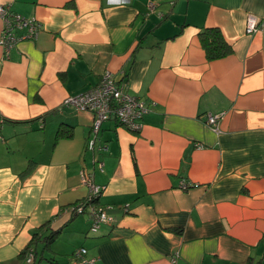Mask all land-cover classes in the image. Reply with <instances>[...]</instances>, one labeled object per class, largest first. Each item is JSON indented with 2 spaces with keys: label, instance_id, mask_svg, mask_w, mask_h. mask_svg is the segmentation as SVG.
Segmentation results:
<instances>
[{
  "label": "crops",
  "instance_id": "obj_1",
  "mask_svg": "<svg viewBox=\"0 0 264 264\" xmlns=\"http://www.w3.org/2000/svg\"><path fill=\"white\" fill-rule=\"evenodd\" d=\"M0 4L39 23L8 57L0 46V264H74L78 247L93 264H264V0ZM209 27L227 56L207 60ZM105 72L148 111L138 132L110 116L91 149L93 114L63 100ZM81 172L105 186L95 202L114 226L65 210L88 194ZM54 231L28 260L34 234Z\"/></svg>",
  "mask_w": 264,
  "mask_h": 264
},
{
  "label": "built area",
  "instance_id": "obj_2",
  "mask_svg": "<svg viewBox=\"0 0 264 264\" xmlns=\"http://www.w3.org/2000/svg\"><path fill=\"white\" fill-rule=\"evenodd\" d=\"M0 19L3 26L0 32V46L8 57L10 49L22 40L36 38L39 30V23L33 17H25L21 14L11 12L8 5L0 4ZM260 27V19L249 13L246 18L245 32L252 33ZM63 105L73 106L77 110L89 111L93 114L92 131L93 138L89 140L88 147L93 148L94 138L103 121L113 116L116 121L126 127L129 131L138 132L142 127V118L148 111L143 101L137 96L129 94L124 84H116L111 74L105 72L100 82L90 90L68 96L63 100ZM221 114H208L206 123L216 133H220L219 121ZM101 168V164H99ZM83 183L89 186L87 196L81 202L67 207L65 210L72 214H86L90 219V230L95 232L101 224L114 226L115 217L110 213L109 206L103 208L96 204V200L105 190V186L97 185L93 182L91 175L83 172L80 174ZM189 184L181 182L182 188ZM194 185V184H193ZM86 249L78 247L73 251L74 264H93L94 258L86 259L83 257ZM28 260H32L33 254L27 253Z\"/></svg>",
  "mask_w": 264,
  "mask_h": 264
},
{
  "label": "trees",
  "instance_id": "obj_3",
  "mask_svg": "<svg viewBox=\"0 0 264 264\" xmlns=\"http://www.w3.org/2000/svg\"><path fill=\"white\" fill-rule=\"evenodd\" d=\"M199 41L205 52L207 60L220 59L227 56L231 53L232 49L230 45L224 39L221 31L217 27H209L202 29L199 34ZM71 136L70 128L61 126L56 131V139L59 138H69ZM81 202V201H79ZM57 231L49 232L46 235H41L37 237V233L34 234V237L30 240L26 246L23 254L27 257V253L32 252L33 257L35 256L36 248L43 249L46 246H50L53 240L57 236ZM40 235V234H39ZM39 245V246H37Z\"/></svg>",
  "mask_w": 264,
  "mask_h": 264
},
{
  "label": "rangeland",
  "instance_id": "obj_4",
  "mask_svg": "<svg viewBox=\"0 0 264 264\" xmlns=\"http://www.w3.org/2000/svg\"><path fill=\"white\" fill-rule=\"evenodd\" d=\"M80 216L83 215V214H79ZM85 215V214H84ZM81 218V217H80Z\"/></svg>",
  "mask_w": 264,
  "mask_h": 264
},
{
  "label": "bare ground",
  "instance_id": "obj_5",
  "mask_svg": "<svg viewBox=\"0 0 264 264\" xmlns=\"http://www.w3.org/2000/svg\"><path fill=\"white\" fill-rule=\"evenodd\" d=\"M99 198V197H98Z\"/></svg>",
  "mask_w": 264,
  "mask_h": 264
}]
</instances>
